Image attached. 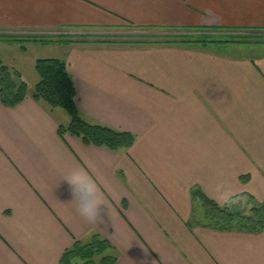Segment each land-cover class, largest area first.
<instances>
[{
	"label": "crops",
	"instance_id": "1",
	"mask_svg": "<svg viewBox=\"0 0 264 264\" xmlns=\"http://www.w3.org/2000/svg\"><path fill=\"white\" fill-rule=\"evenodd\" d=\"M189 29L264 32V0H0V34L58 41L1 48L41 49L35 72L64 61L81 116L135 137L119 151L62 138L68 114L32 98L37 72L32 85L10 67L29 95L0 103V264H61L96 235L116 264H264V232L202 225L193 196L264 202V37L229 53L168 35ZM73 171L96 185L102 222L80 217Z\"/></svg>",
	"mask_w": 264,
	"mask_h": 264
},
{
	"label": "trees",
	"instance_id": "2",
	"mask_svg": "<svg viewBox=\"0 0 264 264\" xmlns=\"http://www.w3.org/2000/svg\"><path fill=\"white\" fill-rule=\"evenodd\" d=\"M184 32L198 35L181 36L184 42L210 49L212 45H226L233 42H249L259 39L250 36L219 37L217 33L229 32L213 29H189ZM53 37L11 36L0 34V44L19 45L22 52L27 51L28 44L49 45L58 43ZM70 43V42H65ZM39 82L35 86L32 98L44 102L52 110L65 111L70 117L68 125L59 127V135L66 134L78 137L89 146L105 147L112 151L129 149L135 142L132 134L92 124L85 120L76 104L77 92L67 64L60 59H40L35 64ZM29 95V86L22 74L10 68L0 60V103L8 108L21 105ZM204 207L201 224L220 232H246L258 234L264 232V202L258 203L249 195H240L224 205L210 200L201 190L193 192ZM112 246L99 236H95L88 244L77 241L67 250L61 264H116L117 256L110 255Z\"/></svg>",
	"mask_w": 264,
	"mask_h": 264
},
{
	"label": "rangeland",
	"instance_id": "3",
	"mask_svg": "<svg viewBox=\"0 0 264 264\" xmlns=\"http://www.w3.org/2000/svg\"><path fill=\"white\" fill-rule=\"evenodd\" d=\"M128 32V33H127ZM138 34H146V33H159V32H136ZM234 36L237 37H241V36H251V37H264V32H233ZM125 35H131L132 31H125L124 32ZM168 35L175 37V36H188V35H198L197 33H192V32H184V31H170L168 32ZM230 33H223V34H214V36H221V37H226V38H232L230 36ZM54 36H58V35H54ZM25 37V36H22ZM64 36L60 35V37L58 36L57 39L62 38ZM262 39V38H259ZM264 40V39H262ZM29 45V44H28ZM27 45V46H28ZM244 45V44H242ZM240 47L239 45H230V44H226V45H212L210 46V49L212 50H217V51H225V52H231L234 53L236 51V49H233L232 47ZM239 49V48H237ZM240 51V50H238ZM44 54V52H42L41 49H34L31 48L29 54L27 55H22L19 53V50L16 48L13 49H8V50H4L3 48H1L0 46V60L5 63L7 66L9 67H15L18 70L21 71V73L27 78V80L34 85V76L36 77V72L33 69L34 63H35V59L37 58H42V55Z\"/></svg>",
	"mask_w": 264,
	"mask_h": 264
},
{
	"label": "clouds",
	"instance_id": "4",
	"mask_svg": "<svg viewBox=\"0 0 264 264\" xmlns=\"http://www.w3.org/2000/svg\"><path fill=\"white\" fill-rule=\"evenodd\" d=\"M72 188L80 217L88 224L100 223V196L96 185L85 174L73 171L67 180Z\"/></svg>",
	"mask_w": 264,
	"mask_h": 264
}]
</instances>
